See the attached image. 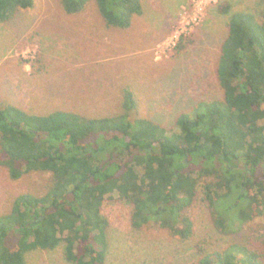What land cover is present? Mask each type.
Here are the masks:
<instances>
[{
  "label": "trees",
  "instance_id": "16d2710c",
  "mask_svg": "<svg viewBox=\"0 0 264 264\" xmlns=\"http://www.w3.org/2000/svg\"><path fill=\"white\" fill-rule=\"evenodd\" d=\"M91 0H60L69 14ZM109 26L126 28L144 13L143 0H94ZM35 0H0V22ZM229 2L219 3L229 13ZM217 60L222 99L199 101L167 128L129 118L138 102L126 92V112L89 117L71 110L38 114L0 105V163L17 179L49 172L42 195L19 194L0 214V264H24L29 251L63 244L78 264L106 260L107 199L131 205L135 228L157 227L180 238L194 234L190 207L199 197L215 226L236 232L264 215V12L229 13ZM199 264H264V250L233 242L201 249Z\"/></svg>",
  "mask_w": 264,
  "mask_h": 264
},
{
  "label": "rangeland",
  "instance_id": "374dc122",
  "mask_svg": "<svg viewBox=\"0 0 264 264\" xmlns=\"http://www.w3.org/2000/svg\"><path fill=\"white\" fill-rule=\"evenodd\" d=\"M230 12H264V0H143L144 13L126 28L109 26L91 0L69 14L60 0L35 5L0 22V105L11 103L45 114L71 110L89 117L126 112V92L138 102L129 118L147 117L169 129L179 114L204 99H222L217 60L228 33ZM50 173L30 171L13 179L0 163V214L15 198L46 192ZM110 221L106 260L100 264H199L201 249H223L233 242L264 250V215L236 232H221L199 197L190 207L194 234L180 238L157 227L135 228L131 205L107 199ZM24 264H78L64 245L29 251Z\"/></svg>",
  "mask_w": 264,
  "mask_h": 264
}]
</instances>
